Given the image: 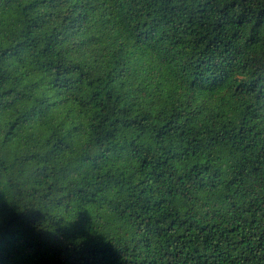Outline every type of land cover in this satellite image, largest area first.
<instances>
[{"label":"trees","instance_id":"trees-1","mask_svg":"<svg viewBox=\"0 0 264 264\" xmlns=\"http://www.w3.org/2000/svg\"><path fill=\"white\" fill-rule=\"evenodd\" d=\"M0 264H264V0H0Z\"/></svg>","mask_w":264,"mask_h":264}]
</instances>
